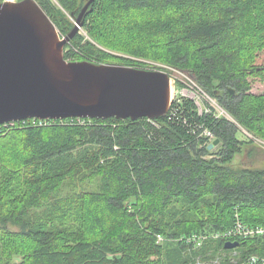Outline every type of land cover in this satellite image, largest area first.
<instances>
[{
  "label": "trees",
  "instance_id": "16d2710c",
  "mask_svg": "<svg viewBox=\"0 0 264 264\" xmlns=\"http://www.w3.org/2000/svg\"><path fill=\"white\" fill-rule=\"evenodd\" d=\"M35 1L66 35L73 24L64 11L75 16L86 0H57L61 8ZM91 7L82 24L88 39L77 32L65 59L187 73L233 121L214 108L199 114L180 97L156 119L0 125L4 255L18 254L14 264H228L225 239L211 235L236 216L264 224V167L255 166L264 155L255 141L264 142V0H93ZM203 127L218 139L212 148ZM243 151L250 161L235 166ZM79 174L81 182L97 179L96 187L62 194ZM234 241L241 256L264 254L262 237Z\"/></svg>",
  "mask_w": 264,
  "mask_h": 264
},
{
  "label": "water",
  "instance_id": "95a60500",
  "mask_svg": "<svg viewBox=\"0 0 264 264\" xmlns=\"http://www.w3.org/2000/svg\"><path fill=\"white\" fill-rule=\"evenodd\" d=\"M92 2L83 4L72 29L61 36L35 0L0 1V125L29 118L136 120L166 115L171 102L166 71L65 59V46ZM238 245L226 241L224 248Z\"/></svg>",
  "mask_w": 264,
  "mask_h": 264
},
{
  "label": "rangeland",
  "instance_id": "374dc122",
  "mask_svg": "<svg viewBox=\"0 0 264 264\" xmlns=\"http://www.w3.org/2000/svg\"><path fill=\"white\" fill-rule=\"evenodd\" d=\"M55 5H57L59 8L60 5L58 3V1H52ZM86 2V1H84ZM63 10V9H62ZM64 11V10H63ZM67 15V17L70 19V21L72 22V27L74 26V23H75V16H71L68 12L64 11ZM72 27L68 30L70 31L72 29ZM58 30V29H57ZM67 31V32H68ZM59 32V30H58ZM61 36H64L65 34H61L59 33ZM78 34L82 35L84 38L88 39V35H87V32L86 30L81 26L79 29H78ZM71 42V40H70ZM69 42V43H70ZM73 47V46H72ZM72 47H68V45L65 46V49H64V54H65V51H68L70 48ZM74 48V47H73ZM112 53L114 54H118V55H122L120 53H116L115 51H113ZM69 60V59H67ZM70 60L72 61H75L72 57V59L70 58ZM91 61V60H89ZM91 62H95V63H101V62H97V61H91ZM104 63V62H102ZM107 63H114V62H111V61H107ZM117 63V62H115ZM132 67H136V68H143V69H157V68H153V67H150V66H137V65H133ZM163 70V69H161ZM166 71L169 76H170V80H171V86H172V89H171V95L173 97V99L177 100L179 99L180 97V93L178 92V95H176V91L179 90V88L177 86H175V82H174V79H178L179 81H181L184 85L185 84H188L190 82L191 77L187 74V73H184V72H181V71H178V70H175V69H172L171 72L167 71V70H164ZM251 79V91L252 92H260L263 88V85L262 83L257 80V78H250ZM175 86V87H174ZM211 103L215 106V112L217 114H223L225 116H227L231 121L232 118L227 115L223 110L222 108L217 104V101L215 99H212L211 100ZM242 132L247 135L248 137H251V135H249V133H246V131H244L243 129H241ZM255 141L257 143H260V144H263L264 142L258 140V139H255ZM250 160L247 158L245 152L243 151L242 153L240 154H236L234 159H233V163L235 166H238V165H247L248 162ZM256 167H264V155H259L258 156V159H256V163H255ZM82 176V174H79V175H76V177L73 179L74 181H70L68 180L66 182V184L64 185L63 189H62V194H67V193H70V192H78L80 190H92L96 187V184H97V179H93V181H89V180H85L83 182H81L79 179L80 177ZM25 181V176L21 175V173L19 174V177H17L15 179V183L16 185L20 186L22 188V184L23 182ZM10 230L12 231H15L17 230V226L15 225H11L9 224L7 226ZM2 235V231L0 230V237ZM2 241H1V238H0V264H14V263H19L21 257L18 255V254H10V255H4V252L2 251ZM198 245H200V243H198ZM234 250L233 248H230L227 253H223V255H229L230 253H233ZM17 255V256H16ZM218 255V254H217ZM216 255V256H217ZM222 255V254H221ZM6 260L8 261V263H6ZM207 262V261H206ZM210 262V260H209ZM202 264V263H201ZM205 264V263H204Z\"/></svg>",
  "mask_w": 264,
  "mask_h": 264
},
{
  "label": "built area",
  "instance_id": "2783aa9c",
  "mask_svg": "<svg viewBox=\"0 0 264 264\" xmlns=\"http://www.w3.org/2000/svg\"><path fill=\"white\" fill-rule=\"evenodd\" d=\"M1 1L17 2L20 0H1ZM51 1H57V0H51ZM178 88L179 90L176 91L177 92L176 95H178L179 92L180 93L179 97H187L193 100L197 106V110L199 114L203 112H210L211 108H215V106L211 103L212 98L208 94H206L193 79L190 80L188 84L184 83V85ZM172 100L173 97L171 95V102ZM201 134L208 137L209 141H212L214 139L213 133L207 127L202 128ZM255 236L264 238V224L253 225V226L247 225L242 221H240V219L237 216L233 225L230 228L211 235V237L214 238L221 237L222 239H225V241L227 240L234 241L238 239H245ZM204 237L205 236L201 235L200 239L202 240L204 239ZM158 239L161 240V237L159 235H158ZM237 248L238 246L234 247L233 248L234 252L228 255V259H229L228 264H264V254L248 253L244 256H241V253L239 250H237ZM215 262L217 263L219 262V260H213L210 262H206L205 264H215Z\"/></svg>",
  "mask_w": 264,
  "mask_h": 264
},
{
  "label": "flooded vegetation",
  "instance_id": "af4514ba",
  "mask_svg": "<svg viewBox=\"0 0 264 264\" xmlns=\"http://www.w3.org/2000/svg\"><path fill=\"white\" fill-rule=\"evenodd\" d=\"M87 1V0H86Z\"/></svg>",
  "mask_w": 264,
  "mask_h": 264
}]
</instances>
